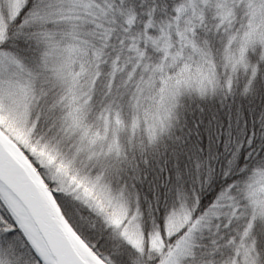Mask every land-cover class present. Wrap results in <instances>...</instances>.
I'll use <instances>...</instances> for the list:
<instances>
[{
	"label": "snow or ice",
	"instance_id": "1",
	"mask_svg": "<svg viewBox=\"0 0 264 264\" xmlns=\"http://www.w3.org/2000/svg\"><path fill=\"white\" fill-rule=\"evenodd\" d=\"M205 126L198 187L145 193L132 153ZM0 264H264V0H0Z\"/></svg>",
	"mask_w": 264,
	"mask_h": 264
},
{
	"label": "trees",
	"instance_id": "2",
	"mask_svg": "<svg viewBox=\"0 0 264 264\" xmlns=\"http://www.w3.org/2000/svg\"><path fill=\"white\" fill-rule=\"evenodd\" d=\"M184 103L192 110L189 113L190 119H192V112L195 113L196 118L201 116L198 101L187 97ZM238 104V100L234 104L229 99L225 104L219 97L210 98L206 102L205 115L213 113L223 115ZM174 131L177 135L181 134L179 129ZM231 132L234 135H242L243 129L241 126L233 125ZM226 136L227 132L217 133L215 128L208 129L205 126L200 135H194L179 144L173 137H165L156 149L150 151L147 163H143L138 151L133 152L132 155L144 169L145 183L141 185L142 190L167 200L177 198L181 191L185 194L192 193L198 187L197 178L202 168L209 163H219L218 159H212V157L224 152ZM198 164L201 168L197 167Z\"/></svg>",
	"mask_w": 264,
	"mask_h": 264
}]
</instances>
